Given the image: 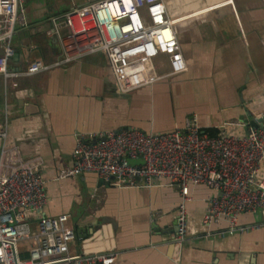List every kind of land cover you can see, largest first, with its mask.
I'll return each instance as SVG.
<instances>
[{
  "label": "crops",
  "instance_id": "obj_1",
  "mask_svg": "<svg viewBox=\"0 0 264 264\" xmlns=\"http://www.w3.org/2000/svg\"><path fill=\"white\" fill-rule=\"evenodd\" d=\"M97 1L23 0L8 69L20 72L35 61L53 65L71 41L66 28L59 31L61 41L47 35L51 19ZM177 1L192 16L184 74L121 93L106 77L105 56L97 53L21 77L16 88H4L0 79V119L8 118L7 144L18 146L23 158L42 162L48 202L32 212L31 227L35 229L40 215L68 216L77 235L69 247L74 255L80 252L78 236L108 226L114 264H264V227L221 237L224 222L203 223L207 200L215 194L205 186L190 188L187 236L176 255L177 186L162 181L152 187L110 188L95 173L63 177L73 166L77 134L126 128L161 133L182 127L190 118L211 137L241 136L256 129L242 120L248 116L264 127V0ZM216 5L223 8L227 23L218 36L209 32L207 17L200 15ZM256 179L264 181V161ZM260 222L257 212L239 218L241 225ZM27 251L28 242H21V259L27 258Z\"/></svg>",
  "mask_w": 264,
  "mask_h": 264
},
{
  "label": "built area",
  "instance_id": "obj_2",
  "mask_svg": "<svg viewBox=\"0 0 264 264\" xmlns=\"http://www.w3.org/2000/svg\"><path fill=\"white\" fill-rule=\"evenodd\" d=\"M23 0H0V79L3 86L18 87V79L71 63L92 54L106 58V77L121 93L152 85L188 71L187 49L192 44L191 15L181 12L177 0H99L72 8L52 18L49 37L62 40L66 28L70 44L53 65L32 62L25 70L7 67L18 9ZM209 32L222 35L225 13L216 5L200 11ZM8 118L0 119V264H114L111 229L101 225L80 238V252L69 247L77 240L68 216L40 215L32 230V212L42 210L48 199L39 158L25 159L19 147L7 144ZM73 166L63 174L95 173L110 188L152 187L162 181L179 189L174 253L179 255L187 236L186 205L193 186L215 192L208 198L203 223L224 222L219 235L243 234L264 227V181L256 174L264 161V127L241 136L203 133L195 118L182 127L161 133L138 129L77 134L72 149ZM131 160L139 163L131 164ZM259 213L261 222L239 224L243 214ZM28 242V256L20 258L19 245Z\"/></svg>",
  "mask_w": 264,
  "mask_h": 264
},
{
  "label": "water",
  "instance_id": "obj_3",
  "mask_svg": "<svg viewBox=\"0 0 264 264\" xmlns=\"http://www.w3.org/2000/svg\"><path fill=\"white\" fill-rule=\"evenodd\" d=\"M242 120L244 122H248L250 126H254V128H256V129L259 128V125H260V122H261V120H257V122L259 123V125H256V122H254L255 121L254 117H251V116H248L246 119L242 118ZM126 129H129V128H126ZM174 230L176 231V226H175V229ZM78 237L79 238H82L80 236H78Z\"/></svg>",
  "mask_w": 264,
  "mask_h": 264
},
{
  "label": "rangeland",
  "instance_id": "obj_4",
  "mask_svg": "<svg viewBox=\"0 0 264 264\" xmlns=\"http://www.w3.org/2000/svg\"><path fill=\"white\" fill-rule=\"evenodd\" d=\"M179 6H180V3H179ZM180 9H181V12H182L184 15H189V14H187V13H185V12L183 11V9H182L181 6H180Z\"/></svg>",
  "mask_w": 264,
  "mask_h": 264
}]
</instances>
